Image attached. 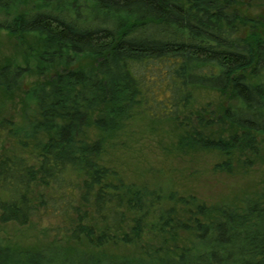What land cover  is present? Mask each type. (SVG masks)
<instances>
[{"label":"trees","instance_id":"obj_1","mask_svg":"<svg viewBox=\"0 0 264 264\" xmlns=\"http://www.w3.org/2000/svg\"><path fill=\"white\" fill-rule=\"evenodd\" d=\"M249 1L0 0V31L27 44L42 77L26 93L38 109L29 129L18 136L9 120L0 129L22 148V138H45L30 161L0 153V224L42 214L53 237L41 251L0 246V264H264V192L241 207L165 202L99 158L103 140L140 108L178 124L180 149L221 153L216 171L229 172L231 158L253 164L264 137V9L247 16L238 5ZM28 70L0 67V89L13 93ZM194 88L236 103L192 117ZM118 245L137 256L103 252Z\"/></svg>","mask_w":264,"mask_h":264},{"label":"rangeland","instance_id":"obj_2","mask_svg":"<svg viewBox=\"0 0 264 264\" xmlns=\"http://www.w3.org/2000/svg\"><path fill=\"white\" fill-rule=\"evenodd\" d=\"M238 7L247 16H259L264 9V0L242 2ZM241 32L245 33L243 28ZM29 43L34 46L32 39H29ZM19 45L5 31H0V67L13 63L29 69L13 93H5L0 89V122L11 121L18 127V136H21V131L29 129L31 121L38 117L36 102L26 93L42 77L33 68L34 52L28 50L26 43L22 47ZM85 61L81 60L77 65ZM53 73L51 71L48 75ZM235 103L220 91L194 88L187 112L195 117V113L203 109L208 116L212 110L219 113L224 107ZM181 131L176 122L152 119L137 108L122 128L103 140L100 163L116 171L125 183L160 192L165 202H169L170 197H194L207 206L241 207L244 199L254 198L264 192V137H258L260 151L251 166L236 163L231 158L233 168L226 173L214 169L215 165L225 160L221 153L203 148L180 149L178 141ZM86 134L90 142L99 137L93 127L88 128ZM42 139L45 138L40 134L35 138H22L26 145L22 148L17 144V139L8 135L7 130L0 129V153L11 157L22 156L30 161V155L36 151V142ZM50 226L49 218L42 214L22 226L0 224V246L34 252L47 249L53 241L48 231ZM70 246L75 247L73 243ZM80 248L85 250L87 247L83 244ZM103 252L116 258L136 257L138 251L134 245H118L107 246Z\"/></svg>","mask_w":264,"mask_h":264}]
</instances>
